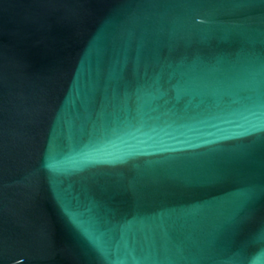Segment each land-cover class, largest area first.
Segmentation results:
<instances>
[{"label": "water", "instance_id": "water-1", "mask_svg": "<svg viewBox=\"0 0 264 264\" xmlns=\"http://www.w3.org/2000/svg\"><path fill=\"white\" fill-rule=\"evenodd\" d=\"M0 264H264V0H0Z\"/></svg>", "mask_w": 264, "mask_h": 264}]
</instances>
